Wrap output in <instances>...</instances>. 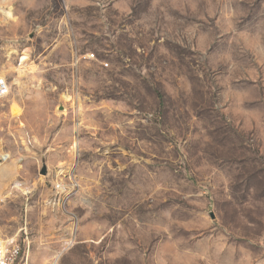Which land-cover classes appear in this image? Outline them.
Instances as JSON below:
<instances>
[{"label": "rangeland", "instance_id": "1", "mask_svg": "<svg viewBox=\"0 0 264 264\" xmlns=\"http://www.w3.org/2000/svg\"><path fill=\"white\" fill-rule=\"evenodd\" d=\"M0 77L13 264H264V0H0Z\"/></svg>", "mask_w": 264, "mask_h": 264}, {"label": "built area", "instance_id": "2", "mask_svg": "<svg viewBox=\"0 0 264 264\" xmlns=\"http://www.w3.org/2000/svg\"><path fill=\"white\" fill-rule=\"evenodd\" d=\"M93 57V54H90ZM25 57L20 54L18 57V67L23 69L25 67ZM107 66L105 62L103 64ZM10 93V85L4 77H0V99L6 97ZM55 188L61 189V184L57 183ZM20 253L19 246L11 239L0 237V264H13Z\"/></svg>", "mask_w": 264, "mask_h": 264}]
</instances>
